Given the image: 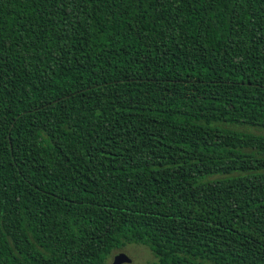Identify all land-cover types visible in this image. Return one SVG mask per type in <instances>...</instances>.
<instances>
[{
  "label": "trees",
  "instance_id": "obj_1",
  "mask_svg": "<svg viewBox=\"0 0 264 264\" xmlns=\"http://www.w3.org/2000/svg\"><path fill=\"white\" fill-rule=\"evenodd\" d=\"M247 128L264 0H0V264H264Z\"/></svg>",
  "mask_w": 264,
  "mask_h": 264
},
{
  "label": "rangeland",
  "instance_id": "obj_2",
  "mask_svg": "<svg viewBox=\"0 0 264 264\" xmlns=\"http://www.w3.org/2000/svg\"><path fill=\"white\" fill-rule=\"evenodd\" d=\"M247 130L264 134V130L253 128H247ZM117 253H124L131 260L129 263L122 264H156L157 261V258L148 246L140 243H126L120 249L113 250L111 255L107 258L106 264H110L114 258V255Z\"/></svg>",
  "mask_w": 264,
  "mask_h": 264
},
{
  "label": "water",
  "instance_id": "obj_3",
  "mask_svg": "<svg viewBox=\"0 0 264 264\" xmlns=\"http://www.w3.org/2000/svg\"><path fill=\"white\" fill-rule=\"evenodd\" d=\"M131 260L124 253H117L110 264L129 263Z\"/></svg>",
  "mask_w": 264,
  "mask_h": 264
}]
</instances>
